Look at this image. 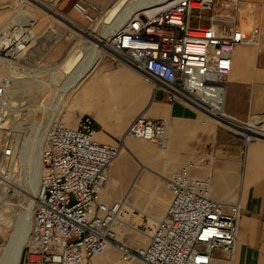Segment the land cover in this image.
Returning <instances> with one entry per match:
<instances>
[{
    "label": "built area",
    "instance_id": "2783aa9c",
    "mask_svg": "<svg viewBox=\"0 0 264 264\" xmlns=\"http://www.w3.org/2000/svg\"><path fill=\"white\" fill-rule=\"evenodd\" d=\"M93 0H75L74 7L90 22L102 21L110 6ZM240 0L151 1L134 9L109 36L110 56L132 65L169 101L181 100L214 114L219 123L243 134V156L250 143L264 137L261 121L223 117L233 52L240 43L258 41L259 24L251 18L247 30L238 25ZM206 9H212L208 16ZM208 18L209 23H203ZM1 33V32H0ZM27 31L0 40V54L16 57L29 42ZM10 77L0 79V117L8 105ZM228 123V124H227ZM168 120L136 114L113 141L97 136L95 117L80 113L75 124L59 116L46 127L42 149L37 204L30 234L19 264H83L85 259L115 246L124 259L147 264H210L216 250L232 260L237 248L242 214L238 196L225 202L213 195L210 175H199L201 159H190L164 175L171 191L162 215L153 216L147 238L137 245L118 238L125 197L110 202L104 191L110 165L119 157L128 137L168 144ZM15 154L5 142L0 149V183L7 184L4 161ZM2 192L3 189L0 187Z\"/></svg>",
    "mask_w": 264,
    "mask_h": 264
},
{
    "label": "crops",
    "instance_id": "0c3cea01",
    "mask_svg": "<svg viewBox=\"0 0 264 264\" xmlns=\"http://www.w3.org/2000/svg\"><path fill=\"white\" fill-rule=\"evenodd\" d=\"M9 1L0 0V25L8 13ZM47 1L57 5L64 12H72L74 9L75 0ZM93 1L105 7L112 0ZM220 2L222 0H213L216 9ZM212 11V9H206L205 13L208 16ZM253 16L257 18L259 24L258 41L240 43L233 52V66L228 76L225 99L227 112L225 111L224 114L234 119L237 117L261 121L260 126L264 129V0H240L239 27L247 30ZM203 23L208 24L209 19H203ZM66 45L65 38L57 41L47 52L46 60L55 62L61 59ZM114 63L119 62L112 57L102 60L98 65L97 73L92 77L91 84L100 82L103 84L102 88L108 89L106 90L108 92L111 86L103 83V80L112 72L123 74V81L119 85L127 89L133 84L136 74L148 81L150 93L141 112L145 110L143 113L150 117H164L168 120L170 125L168 140L172 147L178 149L175 156L181 159V161L166 164V169L180 164L189 156H195L197 159L203 157L204 168L199 169L197 173L211 176L213 195L227 203L238 196L241 197L242 214L234 257L228 260L219 249L215 251L210 264H264V137L253 140L247 154L243 156L241 153L243 134L219 122L204 119L203 115L181 100L169 101L166 91L161 88L155 90L152 81L137 70L120 66L113 71L111 69L112 72L105 73V69ZM84 112L91 113L89 111L82 113ZM91 114L95 117L98 138L107 141H113L122 135L133 119L124 131L117 135L106 128L107 123L101 117ZM109 173L110 182L104 191L107 200L112 202L127 195L132 205L128 203L126 205L131 208L136 206L134 203L142 205L148 210L144 211L147 216H158L164 213L171 197L165 174L141 173L135 180L133 178L125 180L121 178V167L118 163L110 165ZM83 264L147 263L139 258L124 259L118 248L110 246L102 252L87 257Z\"/></svg>",
    "mask_w": 264,
    "mask_h": 264
},
{
    "label": "rangeland",
    "instance_id": "374dc122",
    "mask_svg": "<svg viewBox=\"0 0 264 264\" xmlns=\"http://www.w3.org/2000/svg\"><path fill=\"white\" fill-rule=\"evenodd\" d=\"M133 1L134 0H130V2ZM49 4L52 3L48 2L47 0H10L8 4L9 9L7 10L8 13L4 17L0 25L2 26L7 24L6 27H9V25H11L10 20H13V17L15 18V20L20 19L19 21L13 20L16 22H14L15 25H13V29L19 26L20 23L22 24V20L24 18L22 17L23 14L20 13L21 7H24L30 12H33L37 17V20L32 26L36 34L29 39L28 45L25 50L16 57H9L5 54H0V79L2 78V76H9L13 78H18L19 83H17L16 91H14V93L13 91H8L9 98H11V102L15 105H12V109L9 111L8 114L5 112L0 117V149L5 142H11L15 147V154L12 157L5 159L4 161V170L6 171V173L9 174L10 180L7 182V184H4L3 182L0 183V187H2V189L3 186L5 187L4 192L0 191V262L1 260H3L4 257L8 256L9 254V258H12L11 255L14 254L13 245L17 242V239H19L21 236L23 237V235L26 234V225H28V220L26 216L28 212H33L32 214L34 217V208L37 199V191L39 189V180L37 181V191L35 193L32 192L29 187H27V182L31 180L30 178L33 177L32 173H35L36 171L39 175L38 179H40L42 171V143L40 145L41 149L37 151L34 139L32 140L34 124L32 125L29 123H24V125H22V118L24 120L25 117H27L29 120H33L34 110L37 109L40 105H42L45 101H50V98H53L55 96L57 90L65 88L61 104L56 112L55 117L59 116L64 119L65 122L75 124V122L77 121L78 114L82 113L83 111H89L95 116H97L99 112V114L101 115L100 117L103 119V121L107 123L105 125L106 128L115 132L117 135H120L130 122V120L136 114L142 111V107L145 105L148 95L150 93L148 81L139 74H136L134 76V82L139 87L140 96L139 99L134 102L136 103L135 114L130 119L124 121L123 111L125 112L124 109L126 107L124 101H130V97H128L129 89L125 88V86L119 85L118 87H110L116 92H114L115 94H109L107 93V91L104 90L105 88H102V83L97 82L92 85L91 81L93 79L89 77L86 78V75L82 76L76 84H69V80L72 81L77 75L80 74V70H83V64H85L84 58L86 57V55L81 56V54H83L82 51L87 49L92 42L90 40H86L85 42L82 41L80 37L81 35L77 31V28H75L69 21L64 19L65 17H62L60 16V14L53 12L52 9L49 8ZM55 6L57 7V5ZM59 11L64 12L60 9ZM67 13L73 14V16H75L81 22V24L92 28L94 32H101L103 30L102 28L104 27V21H97V23L92 24V22H90L86 18V16L79 12L75 7L72 12L70 11ZM19 32L21 31H18L17 34ZM27 33H29V31H27ZM63 38H65V41L67 42L63 57H61V59L55 62H48L45 58L47 52L57 41H60ZM71 47H73V49L69 51ZM84 52L86 53V51ZM81 57H83L81 59V62H74V60L77 61L76 59ZM105 58L111 59L109 51L102 52V60H104ZM94 59L95 56L92 60ZM101 61L99 62V64L101 63ZM91 62H88L86 67L89 68ZM93 62H95V60ZM74 63L76 64L73 66ZM98 65L94 70L98 69ZM71 66L72 68H70ZM120 66H127L130 69H134L135 71L137 70L132 65L119 62L114 63L110 67L106 68L105 73L112 72L113 69H116ZM92 67L94 68V66H91L90 68ZM21 73H23V76L15 77L16 75ZM58 75L60 76V78L58 77ZM10 84L11 79L9 81V86ZM184 103L198 111L201 115H203L204 119L208 121L213 120L215 122H219L207 116L199 108L187 102ZM22 107H24V109H22ZM8 115L9 118L7 117ZM44 132L42 134V137H44ZM145 140L151 143V153L147 156H141L139 154L138 156L144 161H146L149 165L154 167L158 172H151L147 169H144L143 172H150L156 174L163 173L165 175H168L173 169L179 167L181 163H185L190 159H197V157L195 156H189L180 164L174 165L167 170L166 164L181 161V159H178L175 156V153L177 152L176 150L178 149L176 147H172L169 140L168 144H166L167 146L161 145L157 141L148 139ZM123 152H125V150ZM38 153L40 154L38 155ZM122 155L123 154H120L119 158L115 159L113 163H118V165L120 166V158ZM128 155L130 157L129 160H131L129 161V164H131L128 165V169L126 168L125 170L124 168H122V166H120L121 178L125 180H131L134 177V172L137 171L140 166L139 159L136 158V156L132 152L128 153ZM198 158L202 159V161L200 162L203 163V166L198 168L199 170L204 168L205 161L203 160V157ZM7 192H10V194L8 196H5ZM134 204L137 205L138 208L135 209L129 207L128 205H125L129 208V210H127V212L123 214L124 219L129 223H134L140 227L145 225L144 228L148 229V223L152 222V219H149L147 214L144 212L148 210L138 203ZM117 234L119 239L132 245L142 243L147 238L146 235L145 237L143 233L136 230L133 226H130L127 223L118 224ZM13 235H15L17 238H13Z\"/></svg>",
    "mask_w": 264,
    "mask_h": 264
},
{
    "label": "bare ground",
    "instance_id": "6f19581e",
    "mask_svg": "<svg viewBox=\"0 0 264 264\" xmlns=\"http://www.w3.org/2000/svg\"><path fill=\"white\" fill-rule=\"evenodd\" d=\"M33 1V0H32ZM151 1H168V0H134L133 2H130V0H116L111 6L110 8L108 9V11L106 12V14L102 17V21H104V24H103V30L101 32H94L92 28L88 27V26H85L83 24H81V22L75 17L73 16L72 14H69L67 12H60L59 9L55 6V5H49V8L52 9L53 12L55 13H58L60 14V16L62 17H65L64 19H66L67 21H69L75 28H77V31L80 33V37H81V40L82 41H86V40H90L92 43L91 45L82 51L83 54L82 55H86V57L84 58L85 59V64L84 65V68L83 70H80V74L77 75L72 81L69 80V84L71 85H74L78 82V80L82 77V76H85L86 75V78L89 77L92 79V77H94L93 75L95 73H97L96 71L97 70H94L97 65L99 64V62L102 60V52L103 51H109L110 50V43H109V36L114 32V30L119 26V24L122 23V21L129 15V13L131 11H133L134 9L136 8H139L147 3H150ZM45 2V1H44ZM129 3V4H128ZM20 13L23 14V23L19 24V26L15 27L14 29L12 28L13 25H15V21H19V20H15V18L13 17L12 19L15 20H10L11 22V25H9V27H6L7 24L5 25H2L0 26V40L3 39L4 37H9L11 35H13V33H17L18 31H29L28 35L29 37L32 38V36L34 34H36V32L34 31L33 29V24L35 23V21L37 20V17L35 16V14L33 12H30L29 10H27L26 8L24 7H21L20 8ZM17 19V18H16ZM65 20V21H66ZM66 21V22H67ZM15 22V23H14ZM13 23V24H12ZM94 23H97V21H94L92 24ZM10 24V23H9ZM26 28V29H25ZM28 28V29H27ZM73 49V47L70 48L69 51H71ZM86 51V53L84 52ZM79 56V55H78ZM95 56V62H93L94 60L93 57ZM81 58H77L74 62H81ZM72 60V59H71ZM93 63H92V62ZM83 62V61H82ZM88 62L91 64L89 65V68L86 67V65L88 64ZM70 63V62H69ZM76 63L73 64V66L75 65ZM69 65V64H67ZM81 65V64H80ZM79 65V66H80ZM82 65V67H83ZM91 66H94V68H90ZM59 68V67H58ZM72 68V66L70 67ZM78 68V67H77ZM75 68V69H77ZM80 68V67H79ZM67 69V68H66ZM55 70V69H54ZM123 71V70H122ZM139 71V70H137ZM58 72V71H57ZM140 72V71H139ZM126 73V72H125ZM70 75V74H69ZM75 75V74H73ZM23 76V73L21 74H18L16 75L15 77H21ZM61 76V74H60ZM60 76L58 75V77L60 78ZM72 77V76H71ZM85 78V77H84ZM123 74H121L120 72H112L110 74H108L104 80H103V83H106L108 84L109 86L111 87H118L119 84L123 81ZM11 79V84L10 86L8 87V91H16V87H17V83H18V78H13V77H10ZM100 79V78H98ZM67 80V79H66ZM71 81V82H70ZM91 81V80H90ZM97 81V80H96ZM66 82V81H65ZM68 83V82H67ZM95 83V82H94ZM19 84V83H18ZM68 84V85H69ZM66 85V83H65ZM58 86V85H57ZM70 86V85H69ZM68 86V88H69ZM91 86V85H90ZM20 87V86H19ZM91 88V87H90ZM13 89V90H12ZM64 89L65 88H62V89H59L57 90L55 96L53 98H50V101H45L42 105H40L37 109L34 110V118L33 120H29L27 117H25V119L23 120L22 118V122L21 124L24 125V123H29V124H34V130H33V135H32V140L34 139V142H35V145H36V148H37V151L41 149L40 145L42 143V149H43V146H44V139H45V132H46V127L47 125L50 123V121L52 119L55 118V115H56V112L57 110L59 109V106L61 104V100H62V97H63V93H64ZM56 90V89H55ZM68 90V89H67ZM108 90V89H106ZM105 90V91H106ZM124 91V90H123ZM116 92L114 89H109V91L107 93H114ZM55 93V92H54ZM53 93V94H54ZM9 94V93H8ZM17 94V93H16ZM115 94V93H114ZM112 94V95H114ZM15 95V94H14ZM152 95V94H151ZM104 96V95H103ZM139 96H140V92H139V87L137 86V84L135 82H133L132 85L129 86V94H128V97H130V101L126 102V100L124 101L125 102V112L123 111L124 113V121L125 120H128L130 119L134 114H135V111H136V108H135V104L134 102H136L137 99H139ZM154 96V94H153ZM15 97V96H13ZM105 97V96H104ZM19 98V97H18ZM153 98V97H152ZM151 98V99H152ZM15 99V98H14ZM118 99V98H117ZM127 99V98H126ZM17 100V99H16ZM101 100V99H100ZM108 100V99H107ZM119 100V99H118ZM128 100V99H127ZM153 100V99H152ZM19 101V100H18ZM97 101V100H96ZM20 102V101H19ZM99 102V101H98ZM151 102V101H150ZM15 103V102H14ZM96 103V102H94ZM119 103V102H118ZM21 104H24V103H21ZM100 104V103H99ZM152 104V103H151ZM218 104V108L215 110L216 113L220 114L222 117V113H224L226 111L225 107H223L222 103H217ZM12 105L14 106L15 104H13L11 102V98L8 97V105L6 107V113L8 114L9 111L12 109ZM105 105V104H104ZM113 105V104H112ZM124 106V105H122ZM148 106L150 107V104L148 103ZM16 107V106H15ZM25 107V106H24ZM24 107H22V109H24ZM112 107V106H111ZM119 107V106H118ZM92 108V107H91ZM108 108V107H106ZM110 108V107H109ZM115 108V107H114ZM21 109V108H20ZM88 109V108H87ZM90 109V108H89ZM95 109V108H94ZM149 109V108H148ZM15 110V109H14ZM96 110V109H95ZM94 110V111H95ZM112 110V109H111ZM115 110V109H114ZM121 110V109H119ZM118 110V111H119ZM201 110V109H200ZM145 111V110H144ZM143 111V112H144ZM148 111V110H147ZM203 113H205L207 116L219 121V118L216 117L214 114H211V113H208V112H205L203 110H201ZM227 112V111H226ZM14 113V111H13ZM97 113V111H96ZM119 113V112H118ZM6 114V115H7ZM98 117H100L101 115L97 114ZM9 118V115L7 116ZM2 119V118H1ZM123 120V119H122ZM121 120V121H122ZM3 124V123H1ZM23 127V126H22ZM169 127L170 125L168 126V129H167V135L169 134ZM20 129V128H19ZM45 130V132H44ZM43 132H44V137H42L43 135ZM31 140V139H30ZM167 146V145H166ZM33 147V146H32ZM30 148V147H29ZM31 149V148H30ZM35 149V148H34ZM23 150V149H22ZM125 150V152H123ZM123 154L121 156V160H120V166H122V168H124L126 170V168L128 167L129 164V160L130 157L128 155V153H133L136 158L139 159L140 161V166L139 168L137 169V171L134 172V177H133V180L137 179V177H139V175H141V173H146V172H143L144 169H147L148 171H151V172H155L157 171L154 167H152L151 165H149L146 161H144L142 158H140L138 156L141 155V156H147L148 154L151 153V143H149L147 140H142V138H127L126 139V144H125V147L123 149ZM23 153V152H22ZM33 153V152H32ZM40 153H38L39 155ZM35 155V154H34ZM33 155V156H34ZM41 158H42V151H41ZM119 158V157H118ZM145 158H148V157H145ZM41 165H42V159H41ZM43 169V168H42ZM123 169V170H124ZM128 169V168H127ZM34 172V171H33ZM126 172V171H125ZM158 172V171H157ZM160 172V171H159ZM42 173V171H41ZM149 173V172H148ZM34 174V175H33ZM163 174V173H162ZM32 176L30 179V181L27 182V187H29L30 190H32V192H36L37 191V181L40 179L39 178V175H38V172L36 171L35 173H32ZM2 177L4 178L3 180L7 183L9 180H10V177H9V174L6 173L4 175H2ZM132 182V181H131ZM33 183V185H32ZM133 183V182H132ZM6 186V185H5ZM106 191V190H105ZM112 193V192H111ZM10 194V192H7V194L5 196H8ZM126 194V192L124 193ZM37 195H38V191H37ZM36 195V197H37ZM112 195V194H111ZM104 196L106 197V193L104 194ZM4 197V196H3ZM108 197V196H107ZM113 197V196H112ZM124 197L126 198L125 199V202L124 204L126 205V203H128V205H132L131 201L128 200L127 198V195H124ZM7 201V200H6ZM37 199H36V204H37ZM5 202V201H4ZM35 204V205H36ZM129 206V207H130ZM137 206V205H136ZM133 207V208H138V207ZM33 213V212H32ZM28 212L27 214V228H26V231L25 233L30 234V229H31V226H32V220L34 219L33 217V214ZM1 214V213H0ZM124 214V213H123ZM149 219H153L154 217L153 216H150L148 215ZM11 218V217H10ZM26 220V221H27ZM10 222V221H9ZM128 224L130 226H133L136 230L140 231L141 233L145 235H147V232L149 231V229H145V225L140 227L134 223H129L128 221H126L123 217V221H122V224ZM151 223V222H150ZM25 228V227H24ZM4 230V229H3ZM24 233V234H25ZM23 235V237L21 236L19 239H17V242L13 245V255L12 258L10 257L9 258V255L4 257L3 260H1L0 264H19V261H20V258H21V253H22V249H23V245H25V241L28 239L29 237V234L28 235ZM140 235V234H139ZM28 236V237H27ZM120 236V234H119ZM122 236V235H121ZM16 237L15 235H13V238ZM27 237V238H26ZM140 237V236H138ZM146 237V236H145ZM17 238V237H16ZM123 239V238H122ZM10 245V244H9ZM1 246V244H0ZM1 248V247H0ZM12 252V251H11Z\"/></svg>",
    "mask_w": 264,
    "mask_h": 264
}]
</instances>
